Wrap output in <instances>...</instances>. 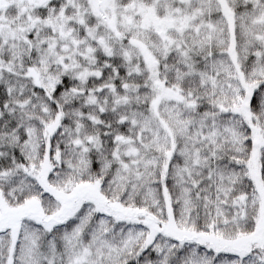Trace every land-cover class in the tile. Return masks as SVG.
Listing matches in <instances>:
<instances>
[{"label": "snow or ice", "instance_id": "6c2138e0", "mask_svg": "<svg viewBox=\"0 0 264 264\" xmlns=\"http://www.w3.org/2000/svg\"><path fill=\"white\" fill-rule=\"evenodd\" d=\"M0 264H264V0H0Z\"/></svg>", "mask_w": 264, "mask_h": 264}]
</instances>
